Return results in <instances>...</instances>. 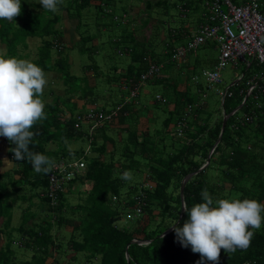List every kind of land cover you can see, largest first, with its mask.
<instances>
[{
  "label": "trees",
  "instance_id": "16d2710c",
  "mask_svg": "<svg viewBox=\"0 0 264 264\" xmlns=\"http://www.w3.org/2000/svg\"><path fill=\"white\" fill-rule=\"evenodd\" d=\"M120 2L124 7L123 15L116 12ZM147 2L144 9H158L161 15L172 19L171 11L178 10L180 16L175 20V26L166 21L162 24L170 27L172 39H181L177 46H186L197 30L193 32L192 25L188 24L189 13L198 7L195 0ZM92 6L93 9L88 10ZM137 6L130 0H63L53 13L45 11L39 0H22V12L16 21L0 19V46L4 49L3 52L0 50V56L29 59L44 70L46 79L50 72H55L67 86L64 95L56 91L49 95L52 99L43 92L47 118L32 128L36 135L30 150L49 156L55 163L60 158L78 157L76 160L87 164L84 172L73 178L67 190L60 191L56 202L51 203L44 192L49 173H36L27 159L15 160L14 153L9 151L15 145L3 137L7 158L13 166L0 171V178L13 171L17 181L10 182L11 191L5 182H0L1 224L12 227L13 204L8 202L3 206V196L18 194L26 188L43 189L35 190L28 198L25 195L23 200L32 202L37 197L43 204L39 209H46L44 216L40 214L41 210L38 211L44 217L41 228L28 221L17 228L23 236V247L31 249L34 242L37 243L32 259L22 264H61L62 261L64 264H197L200 254L194 253L191 246L183 247L171 226H183L188 219L187 212L182 213L183 209L202 203L203 189L215 199H255L264 204V91L257 88L245 100L251 77L258 75V84L264 86V75L261 76L264 65L254 61L250 66H244L240 81L233 85L238 88L231 87L229 91L233 93L230 96L229 92L225 96L220 93L223 96L222 111L210 110L204 99L206 93L202 94L200 89L198 97L191 94L187 77L186 83L174 77L167 86L168 93L156 92L149 101L168 108L162 127L151 132L150 125L139 126L142 112L147 111L145 116H148L150 104L143 101L139 112H135L141 101L138 99L140 90L149 82L165 81L163 72L172 63L185 62L189 54L201 47L211 48L213 44L209 41L199 46L181 62L171 60L176 44L168 45L170 50L165 54L155 53L146 43L151 40V25L156 20L154 22L152 18L150 25L149 21L141 23L142 8L136 14ZM128 9L133 17L137 16L135 20L126 19ZM66 18L78 20L77 39L70 42L65 41ZM201 22L202 18L195 28ZM161 28L166 31L165 26L159 27L156 39L165 41L162 34L166 32ZM146 30H151V34H144ZM138 31L143 36H139ZM186 37L189 40L185 42ZM34 39L41 41L35 49L31 46ZM76 46L87 55L81 61L83 76L69 70L74 62L69 49ZM100 53L105 59L110 57L108 66L100 64L97 59ZM122 54L130 57L126 65L120 57ZM218 59L208 61L204 57L205 62L211 64L214 61L213 67ZM204 61L198 58L195 65L186 64L191 77L194 75L192 81L196 82L195 75L201 76L196 73ZM161 63L164 68L160 75L142 80V75L152 64ZM255 64L262 69L252 73ZM115 72L117 74L111 75ZM203 81L204 78L196 82L197 86ZM101 84H107V87L99 88ZM115 84L117 98L112 86ZM135 86L139 93L132 97ZM240 105L242 107L228 119L222 132L225 115ZM183 120H186V126L179 127ZM83 124H87L86 128ZM221 133V140L215 146ZM86 140L87 150L73 148L74 143ZM51 144H55V148L50 147ZM2 163L0 158V165ZM126 171L131 174L129 180L121 178ZM139 172L147 173L146 182L136 179ZM191 173L193 176L187 181L182 197V181ZM77 180L89 183V190L86 189V195L72 205L66 195ZM125 213L129 215L121 224ZM67 220L74 224L66 240L61 227L68 226ZM253 231L254 236L246 250L237 249L228 254L222 249L219 264H264V223ZM4 245L0 240V264H21L13 262L15 256L10 242Z\"/></svg>",
  "mask_w": 264,
  "mask_h": 264
},
{
  "label": "clouds",
  "instance_id": "9594fccd",
  "mask_svg": "<svg viewBox=\"0 0 264 264\" xmlns=\"http://www.w3.org/2000/svg\"><path fill=\"white\" fill-rule=\"evenodd\" d=\"M63 0H39L45 11L55 13ZM22 12V0H0V19L9 22ZM76 26L78 20H76ZM46 73L36 63L16 57L0 56V136L15 147L9 149L15 160L32 164L36 173H49L55 162L49 156L30 150L35 132L32 128L46 119L42 99ZM122 179H131L124 172ZM46 190H44L45 192ZM43 193V192H42ZM202 203L185 206L188 219L182 227H174L177 240L185 248L191 246L201 259L197 264H219L221 250L231 254L246 250L254 231L264 223V204L255 199H215L207 189L201 191Z\"/></svg>",
  "mask_w": 264,
  "mask_h": 264
},
{
  "label": "rangeland",
  "instance_id": "374dc122",
  "mask_svg": "<svg viewBox=\"0 0 264 264\" xmlns=\"http://www.w3.org/2000/svg\"><path fill=\"white\" fill-rule=\"evenodd\" d=\"M132 3L138 5L137 7H139V11L142 8V13H141V23H146L149 21V24H151L152 22V18L153 21L156 23L152 24L151 26L153 27L152 29V35H151V40L146 43V45H149L150 48L153 49V51H155V53H159V54H165L168 50H170V48H168V45H172V44H176L179 45L181 39L177 38V39H172L171 33L169 31L170 27L167 25H163V22H171L172 26H175V20L178 18V16H180L178 14V10H172L171 12H173V17L174 19H172L171 16H165V15H161L158 9H153L151 11H148V9H144L143 5H147L148 2L147 0H130ZM235 2H240L241 0H234ZM195 5H198V7L196 8L197 10L195 12L189 13L190 14V20L188 22V24H191V30L195 29V25L198 24V21L201 20L202 18V13L204 11V0H195ZM203 3V5H202ZM126 4L128 6H130V4H128V2H126ZM119 6L116 8V12L118 15H123V8L121 6L122 3L120 2L118 4ZM121 5V6H120ZM90 8V9H89ZM88 10L93 9L92 7H89ZM185 10V9H184ZM136 12V10H135ZM126 13H128L129 15L127 16L126 19L128 20H132V19H136L137 16L134 15V17L132 16V13L130 12V10L128 9L126 11ZM76 22V21H75ZM138 23H137V27H138ZM161 26H165V29L161 28L162 32H166V34H162L165 35V41H158L156 39L158 33V28ZM144 34H151V30H146L145 32H143ZM139 36H143L141 31H138ZM178 34V33H177ZM179 35V34H178ZM105 40V39H104ZM189 40V38H185V42ZM172 41V42H171ZM166 42H169V44H166ZM41 41L39 39H34L31 40V46L33 49H35L38 45H40ZM69 43V42H67ZM211 48H205V47H201L200 49H198L196 52H193L191 54H189L188 56V60L186 62H182V63H172L169 67L165 68V72H163L162 76H165V81L163 82H159V83H152L149 82L147 84H145V86L140 90V95L138 97L139 103L136 105V111L135 112H139V108L141 109V106L144 104L143 101H147L149 105V112H148V116H145L146 112L145 110H143V114L141 116H143L141 118V122H139V126L141 127H146L147 124L150 125L152 127L151 132H154L155 128L159 129L162 127L163 124V120L164 118L168 115V108L167 107H163L160 106L159 104H152L151 101L153 98V96L155 95L156 92L158 93H168V85L173 82L174 77H177L178 80H180L181 82L185 81L184 83H186V77H187V83L190 85L189 88V92L191 94H196L198 97L199 89L201 90L202 94L206 93V97L204 98L205 101L208 103V107L210 110H221L223 109V96L220 95V92H224L227 89H230L231 87L236 90L238 88V85L233 86L234 84H236L238 81H240L243 72H244V65L239 63L238 65L234 64V63H229L223 70L221 73L222 76V82L221 83H215V84H211L208 85V83L204 80L203 82H200L202 85L201 86H197L199 84H196V82L192 81V77L188 72V65H186L187 63H191L192 65H195L197 63V59H203L204 61V57L207 58L208 61H212V60H217L219 55H220V50L218 45L216 46V42L214 40L211 41ZM0 50H4L1 46H0ZM3 52V51H2ZM71 58L73 59V63L71 64L69 70L72 74H75L77 76H83V71H82V67H81V61L85 60L87 58V55L85 53H83L78 46L73 47L71 49H69ZM122 61L125 62V65L127 63L130 62V57L126 56V55H121L120 56ZM97 59H99V62L101 65H104L105 67L108 66L111 62L110 57L108 58H104L103 54L100 53L97 55ZM29 60V59H28ZM213 61V62H214ZM114 62H119V61H114ZM213 62H211V64L209 62H205L202 64V66L198 67L197 69V73L196 74H201L202 71L204 70V68H212L213 67ZM122 63V62H121ZM206 64V66L204 65ZM262 69V66H257L256 64L253 66L251 72L255 73V72H259ZM182 74H179V73ZM188 72V73H187ZM117 74V72L112 73L111 75ZM161 76V77H162ZM48 83L46 84L45 88H44V93L47 94L48 96L51 95L54 91H56V93H60L62 95H64L66 93L65 91V87L64 86V81L59 78L58 76H55V72H50L49 76L47 78ZM113 89L116 91L115 97L117 98L118 96V88L117 85H112ZM99 88L105 89L107 87V84L105 85H99ZM181 86H179L180 88ZM199 92V93H198ZM57 93V94H58ZM55 95V94H54ZM53 96H49L48 99H52ZM153 113L152 116H149ZM155 113V115H154ZM219 113V112H218ZM217 113V114H218ZM241 114H243V112H241ZM87 124H83V127L86 128ZM0 140H2L3 142V136H0ZM5 144V141H4ZM74 147L73 148H79L83 147L84 149H88V142L86 141H79L78 143H74ZM50 147H54L55 148V144H51ZM6 152V149L5 151ZM5 157L7 158V155L5 154ZM78 157H73V159H77ZM8 159V158H7ZM84 167L82 166V168L80 169V173L82 174L84 172V169L86 168V161H84ZM7 167H5L4 169H2L1 171H5L6 169H11V167L13 166V163L8 160ZM143 169V168H142ZM12 171V170H11ZM142 171V170H141ZM142 175V176H141ZM16 175L15 172H11L10 174H3L0 178V182H5L6 185H8L9 190L11 191L13 189V187L11 186V183L17 181L16 180ZM145 177H147V173H142L139 172L136 175V179L141 180L142 182H146L145 181ZM11 182V183H10ZM72 190L71 192H68L66 197L67 199L70 201V204L72 205H76L79 202V198H83L86 195V189H88L89 187V183H84L81 180H77L76 182H74L72 184ZM35 190L40 191L43 190L42 188H38L37 189H24L21 190L18 194H12L9 197H5L3 196L4 201H2V205L5 206L9 203L13 204L12 206V227L6 228L4 226V224L0 222V240H1V244L2 246H5L4 244L10 242L11 247L13 248V256H15V259L13 262H19L22 264L23 261L25 260H31L34 253H35V247H37V243L34 242L33 246L31 247V249H28L26 247H23L22 244V234L19 232V230H17V228L22 225L23 222H32L33 225H35L37 228H41L42 226V220H44V217H41L42 215H46V209L41 210L39 208H43V204H41L40 202H38V198L35 197L33 198L32 202L30 200H23V197L26 195L27 198L33 193L35 192ZM34 203V204H33ZM42 215H40L38 213V211L40 212ZM129 212V211H128ZM131 213V211H130ZM129 214L125 213V216H123L122 221L120 222L121 224H123L126 221V218ZM68 226L66 227L65 225L61 227V232L63 237H65V239L67 240L70 237V234L72 233V227L71 225L74 224V222H69V220H67ZM71 223V224H69ZM27 224V223H26ZM29 225V224H28ZM15 230H14V228ZM56 228H60L58 226H55ZM2 229V230H1ZM14 241V242H12ZM35 245V246H34ZM12 256V255H11ZM65 257V256H64ZM63 257V259H65ZM14 258V257H13ZM13 258H11V260H13ZM67 261V259H65ZM61 264H64V261L61 262Z\"/></svg>",
  "mask_w": 264,
  "mask_h": 264
},
{
  "label": "built area",
  "instance_id": "2783aa9c",
  "mask_svg": "<svg viewBox=\"0 0 264 264\" xmlns=\"http://www.w3.org/2000/svg\"><path fill=\"white\" fill-rule=\"evenodd\" d=\"M202 22L199 24L193 38L186 46H177L172 52V61L181 62L187 55L199 46L214 40L219 47L220 55L213 69H204L195 76L198 82L204 78L210 85L222 82V70L231 62L250 66L254 61L264 65V0H204ZM61 48V47H60ZM164 64H152L142 75V80L153 75H160ZM264 75V72L261 76ZM258 75L249 79L248 94L264 86L258 84ZM233 93L227 89L220 92L225 96ZM139 93L138 86L131 91L134 97ZM158 97H160L158 95ZM257 97V95H256ZM119 108V107H118ZM192 107H189V111ZM186 126V120L181 121L179 127ZM84 161L60 158L55 167L48 174V186L45 195L51 203H55L60 191H66L70 181L80 174ZM140 212L141 209H138Z\"/></svg>",
  "mask_w": 264,
  "mask_h": 264
},
{
  "label": "crops",
  "instance_id": "0c3cea01",
  "mask_svg": "<svg viewBox=\"0 0 264 264\" xmlns=\"http://www.w3.org/2000/svg\"><path fill=\"white\" fill-rule=\"evenodd\" d=\"M140 11H139V8L138 9H136V14L137 13H139ZM66 14V13H65ZM189 21H191L190 19H189ZM188 21V22H189ZM191 26V25H190ZM75 27H76V23H75V20L74 19H69V18H66L65 20H64V28H65V32H66V40L65 41H72V40H75V39H77V34H76V30H75ZM197 28H195L194 30H196ZM219 58V57H218ZM187 60H188V58H187ZM186 60V61H187ZM185 61V62H186ZM187 64H191V63H187ZM193 66V65H192ZM195 76H197V75H195ZM192 77H194V75H192ZM206 81V80H205ZM136 109V108H135ZM5 149H6V152H4L5 151ZM7 153V146L4 144V140H3V142H2V140H0V158L1 159H3V163L0 165V171L2 170V169H4L5 167H7L6 166V164H7V161H8V159L5 157V154ZM7 170V169H6ZM5 170V171H6ZM3 172V171H2ZM12 215H13V213H12Z\"/></svg>",
  "mask_w": 264,
  "mask_h": 264
},
{
  "label": "water",
  "instance_id": "95a60500",
  "mask_svg": "<svg viewBox=\"0 0 264 264\" xmlns=\"http://www.w3.org/2000/svg\"><path fill=\"white\" fill-rule=\"evenodd\" d=\"M248 97H249V94L246 95L245 100H246ZM242 105H243V104H242ZM242 105L238 106V107H237L236 109H234V111H232L231 113L225 115V117H224V119H223V124H222V132H223V130H224L225 127H226V124H227V122H228V119H229V118H230L235 112H237V111L242 107ZM221 137H222V133H221V135H220L218 141L216 142L215 146L220 142ZM214 148H215V147H214ZM214 148H213V149H214ZM212 152H213V150L211 151V154H212ZM208 162H209V161H208ZM206 165H207V164H206ZM206 165H205V166H206ZM192 176H193V173L187 175V176L183 179V181H182V186H181V194H182V197H183V193H184L185 185H186L187 181H188ZM184 212H185V210L183 209L182 213L184 214ZM169 231H170V230H169ZM169 231H167V232H169ZM133 242H135V241H131V243H133Z\"/></svg>",
  "mask_w": 264,
  "mask_h": 264
}]
</instances>
